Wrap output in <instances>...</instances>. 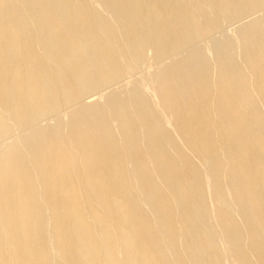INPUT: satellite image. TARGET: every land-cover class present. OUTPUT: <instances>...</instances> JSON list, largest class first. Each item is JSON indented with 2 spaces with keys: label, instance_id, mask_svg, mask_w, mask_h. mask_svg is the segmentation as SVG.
Segmentation results:
<instances>
[{
  "label": "bare ground",
  "instance_id": "obj_1",
  "mask_svg": "<svg viewBox=\"0 0 264 264\" xmlns=\"http://www.w3.org/2000/svg\"><path fill=\"white\" fill-rule=\"evenodd\" d=\"M0 264H264V0H0Z\"/></svg>",
  "mask_w": 264,
  "mask_h": 264
},
{
  "label": "rangeland",
  "instance_id": "obj_2",
  "mask_svg": "<svg viewBox=\"0 0 264 264\" xmlns=\"http://www.w3.org/2000/svg\"><path fill=\"white\" fill-rule=\"evenodd\" d=\"M217 34H218V33H217ZM215 35H216V33L214 34V36H215ZM217 36L219 37V34H218ZM215 38H217V37H215ZM126 84H127V83H126ZM126 84H122V83H121V84H118V85H121L119 88H118V86H116V84H114V87H113V85H112V88L110 87V90H109V88H108L107 90H104V92L106 91V93H107V92L109 91V93H107V95L110 94V91H112V92L114 91L113 93H116V92H115L116 89H117V90H118V89L121 90V91L118 90L117 92H119V91L122 92V91H123V87H124V89H126V86L130 87V85H131L130 83H128V85H126ZM125 85H126V86H125ZM122 86H123V87H122ZM121 87H122V88H121ZM128 87H127V88H128ZM113 89H114V90H113ZM104 92H103V94H104ZM113 93H111V95H113ZM104 96H106V94H105ZM108 96H109V95H108ZM94 98H95V97H94ZM51 119L54 120V118H51ZM53 120H52V121H53ZM49 121H50V123H51V120H50V119H49ZM49 121L45 120L46 124H48ZM45 122H43V123H45ZM52 123H53V122H52ZM48 125H49V124H48Z\"/></svg>",
  "mask_w": 264,
  "mask_h": 264
}]
</instances>
